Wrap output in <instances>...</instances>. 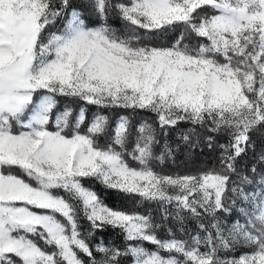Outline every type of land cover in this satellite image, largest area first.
I'll return each instance as SVG.
<instances>
[{"label":"snow or ice","instance_id":"1","mask_svg":"<svg viewBox=\"0 0 264 264\" xmlns=\"http://www.w3.org/2000/svg\"><path fill=\"white\" fill-rule=\"evenodd\" d=\"M86 13L116 14L130 35L90 26ZM61 19L62 27L49 32ZM180 25L184 32L167 45L137 35ZM187 34L201 42L184 43ZM58 96L148 111L161 128L187 122L223 131L220 166L158 172L150 124H139L132 152L126 116L101 144L107 116L82 128L84 109L61 110ZM257 126H264V0H0V264H264V172L253 163L251 178L232 180ZM86 179L174 206L178 221L190 213L199 231L189 240L161 239L149 214L109 206ZM226 193L235 197L231 205ZM237 202L243 223L217 216H231ZM81 213L95 232L118 229L123 247H93L92 232L80 230ZM238 245L249 251L218 255Z\"/></svg>","mask_w":264,"mask_h":264},{"label":"trees","instance_id":"2","mask_svg":"<svg viewBox=\"0 0 264 264\" xmlns=\"http://www.w3.org/2000/svg\"><path fill=\"white\" fill-rule=\"evenodd\" d=\"M74 4H80L83 0H72ZM90 17V26H100V24H107L113 28L120 35H130L126 22L120 19L116 14L110 13L106 19L95 16L94 14L86 13ZM64 24V21L58 20L54 26L50 27L49 30L60 29L59 25ZM184 32V26L180 25L176 28L170 29L169 32L163 35L157 34L152 36L151 33H145L143 30H138L137 35L141 38L144 43L155 42L158 44L167 45L171 43L174 38H178L181 33ZM198 42L197 37L192 34H187L184 43L190 46L196 45ZM57 103L59 108L62 110L64 107L71 108L74 114L78 115L79 109L83 108L86 114V120L83 127L95 118L96 115H105L108 118V125L106 126L108 136H101L98 140L99 143L103 144L106 140L110 139L113 134V129L116 122L122 116H126L129 120L130 125V135L129 142L127 146V151L132 152L135 146V138L137 133V128L140 123L147 122L154 129V135L156 143L153 146V161L152 167L163 174L172 175H184V174H195L197 172L219 168L220 166V155L221 149L220 145L227 143L228 135L227 133L221 131L208 132L206 128L194 126L187 122H180L175 127L161 128L157 122V117L155 114L148 111H133L131 109L125 110L122 108H102L96 105H90L86 102L73 97H57ZM212 136L211 147L208 143V136ZM187 137V139H185ZM264 155V126H257L250 133V145L248 150L242 154L236 164L237 173L232 176V180L239 183L240 177L248 174L251 178L252 174L249 172L252 164L257 165V173L264 172V165L259 163V157ZM126 159L131 161L130 156H126ZM132 166H137L135 161H131ZM16 174H20L19 170L12 169ZM86 186H91L95 189L109 206L129 210L135 209L140 213L149 214L154 223L159 224L160 227L156 230L157 235L161 239H167L174 236L177 239L189 240L191 235L196 234L199 229L197 228V221L195 218L189 214V217L185 222L178 221L175 217L176 215L173 211H170L167 206L162 207L160 204L152 201H144L139 197H130L127 194L121 193L119 191H114L104 188L98 182L92 180L84 181ZM231 186V185H230ZM246 190L251 191L250 186H245ZM230 199L226 200V204L231 205L232 199L235 197L231 193H226ZM243 204L237 202L233 208L231 216L224 213H217V216L226 222H233L235 219L239 218L241 223L244 222L243 217L240 215L238 209L242 207ZM167 216V218H165ZM204 223H209L208 217L203 220ZM80 225L83 234L92 232L91 236H87V239L93 247L103 240L105 243L110 242L113 245L123 247L124 240L123 236L118 229H113L107 227L103 232H95L86 218H83L81 213ZM203 233V232H200ZM37 242L43 243L38 240ZM152 247L151 245H146ZM202 249H205L203 246ZM245 251H249L246 246H236L228 250H220L218 255L221 258H226L229 256H238ZM82 259L86 257L81 254ZM124 264H131L130 260H125Z\"/></svg>","mask_w":264,"mask_h":264},{"label":"rangeland","instance_id":"3","mask_svg":"<svg viewBox=\"0 0 264 264\" xmlns=\"http://www.w3.org/2000/svg\"><path fill=\"white\" fill-rule=\"evenodd\" d=\"M62 23L59 25V28L60 27H62ZM53 31H57V29H53V30H49V32H53ZM46 35H47V33H46ZM97 116V115H96ZM118 122V121H117ZM167 208L170 210V211H173V213L176 215V210H175V207L174 206H171V205H169V206H167ZM189 214L190 213H187V212H184V213H181V215L184 217V219L182 220L183 222H185L186 220H187V218L189 217ZM229 225L232 223V222H227ZM81 230V232H82V229H80ZM83 233V232H82ZM200 235L201 236H203L204 235V233H200ZM105 245H113V244H111L110 242H108V243H105L103 240H101ZM101 241H99V242H101ZM98 242V243H99ZM148 247V246H147ZM150 248V247H149ZM206 249H202L201 248V251H205ZM230 257H232V256H229V257H226V258H230ZM97 259H99V256L97 257Z\"/></svg>","mask_w":264,"mask_h":264}]
</instances>
